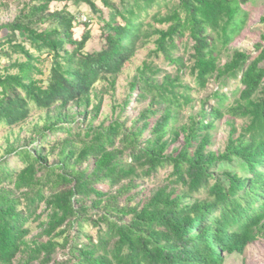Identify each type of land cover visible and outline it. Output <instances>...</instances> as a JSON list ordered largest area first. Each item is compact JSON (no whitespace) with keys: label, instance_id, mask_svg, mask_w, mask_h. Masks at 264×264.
I'll use <instances>...</instances> for the list:
<instances>
[{"label":"trees","instance_id":"1","mask_svg":"<svg viewBox=\"0 0 264 264\" xmlns=\"http://www.w3.org/2000/svg\"><path fill=\"white\" fill-rule=\"evenodd\" d=\"M118 1L115 6L100 0L107 9L103 17L92 0H29L11 23L0 26V47L7 45L26 59L0 74V126L22 124L31 109L45 115L24 144L6 140L0 157V264H12L17 256L22 264H59L53 257L67 248L69 264H223L226 255H242L264 239V46H255L254 58L236 50L218 63V48L241 29L242 6L250 0H175L171 13L151 16L154 24L166 25L161 30L152 25L145 30L143 24L158 0ZM80 3L99 15L97 49H87L91 20L76 22L78 16L67 10L68 4ZM51 5L61 8L51 11ZM259 22L264 31V11ZM76 27L83 28L78 39ZM186 33L192 43L189 66L172 54ZM153 36L154 54L175 69L174 75L164 74L157 83L158 69L144 63L129 83L118 117L107 126H93L101 108V101L93 100L94 85L101 81L113 89ZM43 54L52 56L45 88L33 79ZM187 71L199 89L209 80L219 87L177 125L179 109L192 103L190 87L181 83ZM229 80L241 87L227 113L246 123L236 137L230 123L224 151L215 154L207 150L209 132L226 109L230 97L221 89ZM147 98L146 108L126 127L128 107ZM209 99L215 100L213 106L207 105ZM179 139L181 146L172 148ZM9 157L20 166L10 167ZM220 163L234 164L238 171L218 176ZM164 167L171 168V186L155 190L140 209L119 206L124 186L113 194L98 188L111 190L135 176L136 168L150 176ZM176 186L185 187L187 196L176 194ZM201 190L205 198L191 200ZM39 220L41 232L27 242L25 225ZM86 227L95 229V240L84 233Z\"/></svg>","mask_w":264,"mask_h":264},{"label":"rangeland","instance_id":"2","mask_svg":"<svg viewBox=\"0 0 264 264\" xmlns=\"http://www.w3.org/2000/svg\"><path fill=\"white\" fill-rule=\"evenodd\" d=\"M95 5L99 8V10L103 13V17H106L107 9L102 7L100 0H92ZM115 6L118 5V0H108ZM159 4L155 5L151 10L148 11V15L144 18L143 24L144 29L148 27V25H152L155 29H165L166 25L154 24L151 21V16L153 14H158L159 16H165L166 14L171 13L173 6L175 5V0H158ZM29 0H0V26L11 23L20 13L23 7V3H28ZM35 4V3H34ZM57 8H61V5H51L50 10L53 11ZM67 10L78 18H83L82 20H86V18L90 19L91 23V42L87 45L88 50L97 49L98 41L97 36L99 34V15L97 12L89 9L87 5L78 4L77 6H73L68 4ZM264 11V0H250L246 5L242 6V12L244 13L245 20L241 29L233 36L230 43L224 48H218V63L219 65H223L227 62L234 51H241L247 54H250L252 58H254L257 53L255 52V46L257 44H261L264 46V41H260L261 37L264 36L263 26L260 24L259 19L263 15ZM81 16V17H80ZM44 28V27H38ZM83 32L82 27H76L73 29V36L75 39L80 38ZM156 36H153L149 43L144 45L143 48L139 49L134 57L130 60V62L124 67L122 73L117 77L115 81V85L113 89L104 82H98L93 87V93L96 94V97H93L94 101H101V108L97 118L93 121V126H97L98 124H103L107 126L110 122H112L119 115V106L125 101L128 97L129 90L128 86L131 80L136 76L138 69L142 67L144 63L151 64V66L158 69V73L153 75L155 82L160 83L164 74L174 75L175 69L168 66L161 55L158 57L154 54L155 45L154 40ZM178 44V48L172 54L174 57H182L185 62V66H189L191 61L189 60V56L191 54L192 43L188 40L187 33L183 38L176 42ZM26 49L29 48L28 43H24ZM34 56L37 57V54L34 51L30 50ZM7 54V56H4ZM25 58L22 55L12 54L7 45H3L0 47V74H5V67L9 64H13L14 62L21 63L25 62ZM51 55L43 54L38 56V62L35 63V67L38 72L33 73V79L39 83V86L45 88L48 82V77L51 68ZM9 74L16 73V70L7 71ZM181 83L190 87L191 92L189 95L192 99V103L186 106H182L179 109V116L177 125L185 124L188 121V118L191 115H194L195 112L199 109V102L207 100V97L213 93L215 87H219V84L215 83L212 80H209L203 89H199L195 84V81L192 76L187 73L182 77ZM240 85L234 81H227L226 86L222 87V92H225L227 96L230 98L225 103V108L222 110V117L220 119H216L214 121V128L209 132L210 137V145L207 150L214 152L215 154L222 153L227 143L228 135L230 132V123L233 124L236 129V134L240 132V129L245 125V119H237L233 118L227 113V108L233 103V100L238 97V92L240 89ZM231 93H233V97H231ZM213 99H209L208 106L214 105ZM149 102V98L142 101L139 104H131L125 112L124 118L127 120L125 123L126 127H129L131 123L137 118L138 114L146 108ZM91 108V107H90ZM89 108V110H90ZM75 112V108L70 109V113L73 114ZM93 113L91 112L88 119L84 121V126L89 122V118H91ZM44 112L38 111L36 109H31L29 112V116L27 119L17 126L8 128L0 126V157L4 158V149L6 147V140L9 142L18 140L19 144H24V141L28 140L33 126L38 124V126L43 125ZM75 117V116H74ZM75 119L80 122L82 120L81 117L77 116ZM74 119V120H75ZM58 136V135H57ZM148 133H144V137H148ZM52 138H49L48 141H52ZM182 140L173 145L172 148H178L181 146ZM77 146H79L77 144ZM170 148L169 150H171ZM8 158L9 166L16 168L19 167V163L16 159ZM53 156L50 157L49 162H52ZM124 165L127 166L129 164V160L123 159ZM131 166V165H130ZM238 171L236 166L229 165L227 163H220L217 165L215 174L221 176L222 172L227 171ZM241 170V169H239ZM171 173L170 167H164L159 169L155 174L150 176H144L142 171L136 168V175L130 176L127 179H124L120 182L118 186H114L111 190L106 187H99L101 190L107 192L108 194H113L115 190H117L120 186L125 187V192L123 196L119 199L120 205L125 206L129 205L132 207L141 208L142 205L152 196L153 192L158 188L164 186H171V177L169 174ZM176 194L182 196H187L188 192L185 187L176 186L175 189ZM204 191L201 190L191 196V200L195 199H204ZM189 197L186 198L184 202H189ZM43 211V207L39 212ZM45 219V214L42 213L41 220ZM131 219L130 216H127L123 219L124 222L128 223ZM30 221L25 227L29 229V235L26 237V241L29 242L35 239L42 228L38 225L41 221ZM84 233L91 236L94 240L96 239V231L92 227H86L84 229ZM74 231L70 233L71 237L73 236ZM45 239H41L44 241ZM83 243L86 242L84 238L81 239ZM61 242V240H59ZM72 260V259H71ZM53 262L59 264H69L70 256L68 255V248L62 252H58L53 257ZM12 264H22V260L20 256H17ZM37 264V263H33ZM223 264H264V239L253 243L248 246L242 255L233 254L230 256L224 257Z\"/></svg>","mask_w":264,"mask_h":264},{"label":"built area","instance_id":"3","mask_svg":"<svg viewBox=\"0 0 264 264\" xmlns=\"http://www.w3.org/2000/svg\"><path fill=\"white\" fill-rule=\"evenodd\" d=\"M80 17H81V16H80ZM82 19H83V18H81V19H80V18H77V19H76V22H85V23H88V20H87V19H86V20H85V19L82 20Z\"/></svg>","mask_w":264,"mask_h":264}]
</instances>
